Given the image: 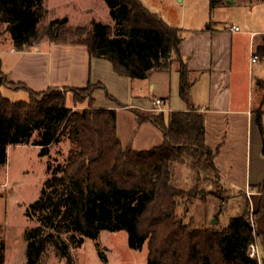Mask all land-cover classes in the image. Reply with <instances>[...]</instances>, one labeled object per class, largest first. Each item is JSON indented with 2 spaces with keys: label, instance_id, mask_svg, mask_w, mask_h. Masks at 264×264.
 Returning a JSON list of instances; mask_svg holds the SVG:
<instances>
[{
  "label": "trees",
  "instance_id": "1",
  "mask_svg": "<svg viewBox=\"0 0 264 264\" xmlns=\"http://www.w3.org/2000/svg\"><path fill=\"white\" fill-rule=\"evenodd\" d=\"M45 1L0 0V27L5 28L14 48L24 51L43 40L84 46L92 58L112 62L119 76L138 80L147 79L152 72L170 71L178 62L180 95L189 102L193 82L180 54L183 30L168 25L141 0H104L113 25L95 22L74 27L64 18L50 21L40 31V23L48 15ZM226 1L211 0V5ZM2 87L24 89L29 100L13 102L3 95ZM97 88L102 86L35 92L10 82L0 58V169L7 165L11 146H35L45 156L62 137L71 144L65 165L48 164L40 197L27 209V218L40 223L26 232L27 264H39L50 244L70 259L63 233L70 234L76 247L86 239L93 240L107 263L98 242L103 231H126L134 250H143L147 244L149 264H264V233L251 222L262 212L264 202L253 215L246 194L243 214L223 230L194 228L177 213L179 199L187 196L188 204H193L204 193L201 185H220L215 164L218 149L206 143L205 115L196 110L171 112L166 122L163 113L135 111L141 123L154 122L164 133L162 145L137 151L123 145L117 111L95 107L92 96ZM63 90L73 94L74 106L89 99L88 106L73 110ZM256 123L264 138L261 114ZM181 166L198 176L189 190L177 181ZM258 189L264 190V185ZM251 245L261 249L260 259L250 257ZM4 251L1 243L0 264H5Z\"/></svg>",
  "mask_w": 264,
  "mask_h": 264
},
{
  "label": "crops",
  "instance_id": "2",
  "mask_svg": "<svg viewBox=\"0 0 264 264\" xmlns=\"http://www.w3.org/2000/svg\"><path fill=\"white\" fill-rule=\"evenodd\" d=\"M206 20L205 18L204 21ZM233 27L239 28V31L234 32L231 29ZM233 27H185L187 34L180 45V54L191 72L193 83L189 102L181 98L184 106L178 109L167 107L164 99L170 100L174 89L179 90L178 62L165 74L167 81L161 83L165 91L163 98H159L156 94L152 97V92L147 91L157 90L155 75L158 72H152L145 80L119 76L112 62L92 58L84 46L57 45L43 40L19 51L8 37L9 48L2 50L0 47V58L2 69L10 82L25 85L35 92H44L49 88L85 89L90 84L101 85L102 88L93 92L95 107L117 111L120 139L125 147L130 144L137 151L142 149L140 145H136V141L121 136V115L127 113L125 115L134 117L135 123H132L136 127L139 119L135 111L163 113L166 122L171 112L196 110L204 114L206 143L213 150L218 149L215 159L217 167L221 154L226 151L227 157L223 164L233 170L236 166L235 157L237 158V153L243 146L241 154L244 157L240 168L246 194L247 191L250 193L248 198L251 213L255 215L264 202V190L258 189L264 185V138L256 123L257 114H261L264 129V66L259 64V57L255 53L256 40L264 35V30L242 29L236 25ZM254 56L257 57L256 62L252 61ZM8 89L26 92L24 89ZM108 96L114 100H110ZM157 99L162 101L160 108L154 105ZM139 126L146 134L140 142L146 139L145 142L148 143L147 139H155V133H158L164 143V133L154 122L146 121ZM253 221L256 228L264 233V207ZM5 226L0 224V230ZM258 249L261 256L262 251Z\"/></svg>",
  "mask_w": 264,
  "mask_h": 264
},
{
  "label": "rangeland",
  "instance_id": "3",
  "mask_svg": "<svg viewBox=\"0 0 264 264\" xmlns=\"http://www.w3.org/2000/svg\"><path fill=\"white\" fill-rule=\"evenodd\" d=\"M141 1L151 12L159 15L163 20L165 19L166 21H164L168 25L182 29L184 37L187 34L185 27L192 26L203 28L217 26L220 29H229L236 25L242 29L264 30V0H234L236 4L227 1L226 3L218 2L214 7L211 5V0ZM45 6L48 9V15L40 23V31L45 29L50 21L64 18L68 19V25L74 27L90 26L95 22L114 24L104 0H46ZM231 29L234 31V27ZM8 37L10 39L5 28L0 27L2 50L9 48ZM255 53L259 57V64L264 66V35L257 38ZM247 65L248 57H246ZM156 72H158L155 75L158 82L157 90L147 91L152 92V97L153 94H156L159 98H163L165 90L161 83L167 81L165 74L169 71ZM1 91L13 102L29 100V94L24 91L14 92L6 87H2ZM62 93L67 96L68 105L73 107V110L81 111L88 106L89 99L83 104L74 106L72 103L73 94H66L64 90ZM181 98L179 86V90L174 89L170 100L169 98L164 99L167 107L172 106L173 109H178L184 106ZM125 114L120 117L122 138L133 139L143 151L163 144V138L158 133H155V139H147L148 143L145 142L146 139L142 141L143 143L140 142L142 138L146 137L139 126L142 123L138 120V125L133 127L134 117L131 118V115ZM239 135L241 138V127ZM70 146L69 139L62 137L60 142L54 144L50 148L49 154L45 156H42L41 149L35 146H11L8 149L7 165L0 169V224L6 225L0 230V244L3 243L5 246V264H27L26 232L40 225L36 218H27V209L40 197L41 190L48 178V164L52 162L65 165ZM242 148L243 146L239 149L237 158L235 157L236 166L233 170L223 164L224 158L227 157L226 151L221 154L219 167H217L220 172L219 187L214 183L201 185L200 189H204V193L199 194L193 204H188L187 196L179 199L181 204L177 213L185 223H190L194 228L215 227L223 230L229 226L233 218L243 214L246 203V186L240 168L244 157L241 154ZM215 164L218 165L216 162ZM231 171L234 173H230ZM197 179V174L186 166L179 168L177 181L185 189H191ZM219 188L222 190V194L219 193ZM213 220L217 221L216 225H213ZM61 238L69 245L71 258L63 257L60 251L50 244L39 264H149L147 244L143 250L132 249L126 231H103L101 233L98 242L102 253L107 257V263L100 258L93 240L86 239L80 247H76L71 243L69 233H63Z\"/></svg>",
  "mask_w": 264,
  "mask_h": 264
},
{
  "label": "built area",
  "instance_id": "4",
  "mask_svg": "<svg viewBox=\"0 0 264 264\" xmlns=\"http://www.w3.org/2000/svg\"><path fill=\"white\" fill-rule=\"evenodd\" d=\"M234 31L238 32L239 28L234 27ZM252 61L256 62L257 61V57L254 56ZM154 105L157 106L158 108H160V106L162 105V101L157 99V100H155ZM249 195H250V193H249V191H247V196H249ZM248 253H249L251 258L260 259V252H259V249L257 248L256 245H251L249 250H248Z\"/></svg>",
  "mask_w": 264,
  "mask_h": 264
},
{
  "label": "water",
  "instance_id": "5",
  "mask_svg": "<svg viewBox=\"0 0 264 264\" xmlns=\"http://www.w3.org/2000/svg\"><path fill=\"white\" fill-rule=\"evenodd\" d=\"M228 3H232V4H235L234 0H227ZM213 225H216L217 224V221L216 220H213Z\"/></svg>",
  "mask_w": 264,
  "mask_h": 264
}]
</instances>
